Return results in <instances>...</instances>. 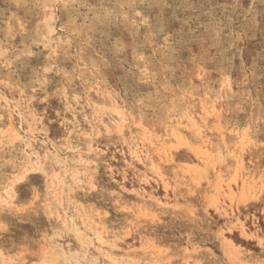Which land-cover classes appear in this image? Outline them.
<instances>
[{
  "label": "rangeland",
  "instance_id": "rangeland-1",
  "mask_svg": "<svg viewBox=\"0 0 264 264\" xmlns=\"http://www.w3.org/2000/svg\"><path fill=\"white\" fill-rule=\"evenodd\" d=\"M76 263L264 264V0H0V264Z\"/></svg>",
  "mask_w": 264,
  "mask_h": 264
},
{
  "label": "bare ground",
  "instance_id": "bare-ground-1",
  "mask_svg": "<svg viewBox=\"0 0 264 264\" xmlns=\"http://www.w3.org/2000/svg\"><path fill=\"white\" fill-rule=\"evenodd\" d=\"M10 128H11V127H10ZM13 130H14V129H13ZM15 131H16V130H15ZM15 131H14V132H15ZM14 132H13V133H14ZM7 133H8V132H7ZM14 135H15V134H14ZM9 136H10V135H8V137H9ZM175 137H177V138L179 139V135H176ZM10 138H11V136H10ZM10 138H9V139H10ZM20 139H21V138H20ZM11 140H12V138H11ZM11 140H10V141H11ZM14 140H15V139H14ZM193 151H194L195 156H197L198 158L201 157V156H200L201 153H202V152H201V147H197V148H196L195 150H193ZM133 153H134V152H133ZM134 156H137V154L134 153ZM204 156H205V157H204V158H201V159H202L204 162H207V161H208V155L205 154ZM209 157H210V156H209ZM136 158H137V157H136ZM228 158L231 159V161H233V162L236 161V156H235V154L233 153V151H230V152H229V154H228ZM217 159H218V158H217ZM171 160H172V159H169L168 162H170ZM59 161H60V160H59ZM62 162H63V161H62ZM153 162H154V161L151 159V162H149V167H150V169H151L154 173H157V174H158V173H159V168H158L157 166H155V165L153 164ZM230 169H231V168H230ZM199 170H200V169H199ZM216 181H217V180H216ZM219 181H222V180H219ZM222 182H223V181H222ZM218 183H219V182H218ZM195 185H196V184H195ZM218 186H219V185H218ZM216 188H217V186H216ZM214 189H215V187H214ZM214 189H213V190H214ZM216 191H218V190H216ZM1 201H2L3 203H6V202H7L6 200H1ZM83 239H84V238H83ZM96 239H97V240H96ZM96 239H95V240L98 241L99 243H101V244L104 243V241H103V239L101 238L100 234H96ZM84 242H85V241H84ZM83 244H84V243H83ZM89 244H90V243H89ZM59 251H60V250H59ZM61 251H62V250H61ZM61 251L57 253L58 256H59V255H60V256H64L63 253H62ZM99 253H101V252H99ZM99 253H98V254H99ZM75 255H76V253L71 254V258L74 259V258H75ZM107 256H108V255H107ZM67 257H68V256H67ZM67 257H66V258H67ZM71 258H70V259H71ZM73 259H72V260H73ZM108 259L110 260V258H108ZM63 260H64V259H63ZM113 261H114V260H113ZM70 262H71V261H70ZM73 262H74V261H73ZM67 263H68V262H67ZM77 263H78V262H77ZM77 263H76V264H77ZM95 263H96V262H95ZM126 263H127V262H126ZM91 264H93V263H91ZM118 264H119V263H118Z\"/></svg>",
  "mask_w": 264,
  "mask_h": 264
}]
</instances>
